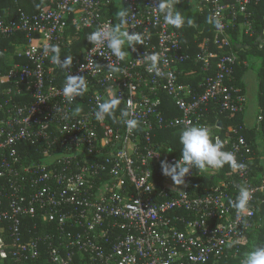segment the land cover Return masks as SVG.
Here are the masks:
<instances>
[{
    "label": "built area",
    "instance_id": "built-area-1",
    "mask_svg": "<svg viewBox=\"0 0 264 264\" xmlns=\"http://www.w3.org/2000/svg\"><path fill=\"white\" fill-rule=\"evenodd\" d=\"M194 1L215 27L213 39L194 57L205 74L200 94L177 80V65L191 57L182 52V33L155 11L159 0H59L35 14L21 5L3 13L0 0V39L24 34L13 44H21L16 60L0 72L1 94L9 96L0 101L1 264H225L239 256L257 225L264 175L257 185L250 178L255 148L244 131L251 128H225L220 119L212 126L207 115L212 105L216 116L229 119L244 111L240 90L231 82L238 59L230 32L256 35L251 8L264 0ZM121 10L125 29L143 38L123 61L106 45L86 48L65 68L51 62V53L45 55L53 45L69 48L84 30L115 26ZM14 12L17 18L9 19ZM153 53L159 75L143 62ZM108 65L120 71L109 78ZM68 75L83 76L86 84L73 102L62 91ZM17 93L29 96L30 103L12 105ZM110 93L121 103L113 116L97 120V105ZM164 97L180 116L165 117ZM124 109L138 121L135 128L121 118ZM263 122L261 98L258 131ZM191 126L207 127L244 165H229L225 178L205 195L191 192L196 168L181 185L162 174L161 160L174 164L181 155L154 140L158 131ZM234 176L252 194L241 212L230 203L238 194Z\"/></svg>",
    "mask_w": 264,
    "mask_h": 264
},
{
    "label": "trees",
    "instance_id": "trees-1",
    "mask_svg": "<svg viewBox=\"0 0 264 264\" xmlns=\"http://www.w3.org/2000/svg\"><path fill=\"white\" fill-rule=\"evenodd\" d=\"M59 0H20L19 3L14 2L13 0H1L2 12L8 13L10 10H17L20 8V5L23 9L29 14H35L43 7H54L55 4ZM119 2V0H116ZM253 12V21L255 25L256 35L250 37L248 35H240L236 30H231L230 35L234 42L233 52L236 54L238 59V64L235 68L234 79L231 81L233 85L239 87V83L241 82L242 77L246 74V72L251 68L250 64L245 65L244 61L246 60V55L249 52L254 54H258L262 57V62L260 68L258 69V79L259 85L261 86V95L264 89V3H260L259 5H255L251 8ZM200 19H202V23L198 25H189L187 22L181 29H177L183 35V51L184 53L190 55V59L185 63H179L177 65V73H178V82L186 85H190L194 91L198 94L204 91L203 83L205 74L201 71V65H196L194 61L195 54H197L206 44L207 39H213L214 37V24L210 18V15L207 11H202ZM185 16V15H184ZM187 19H190L188 16ZM15 12L11 13V17L9 19H16ZM206 34L202 36L199 35V30L206 29ZM93 29H87L79 33V38L73 41V44L67 48L59 51V55L61 60H63L66 56L70 57H80L83 51L93 46L88 40L87 36L91 32H94ZM208 36L206 37L205 35ZM24 34L20 33L14 38L9 39H0V72L5 73L8 69L6 67V59L5 54L2 52L5 48L8 50H12L14 48L13 44H15V40L23 41ZM191 45L193 47H191ZM241 45V46H240ZM18 61L23 62V59H17ZM9 63V62H8ZM250 63V62H249ZM9 96H3L0 91V101L8 99ZM165 104L163 105V112L165 117H174L180 116V113L175 110L172 103L169 99L165 98ZM262 99H264L262 95ZM12 105L16 103L19 104H29L30 97L29 96H21L19 93L16 94L15 99L11 101ZM216 106H210L209 112L207 115V121L210 125L214 126L216 120H221V124L226 128L227 125L233 124L235 126L243 125L244 121L242 120V113L237 114L232 118H226L224 114L216 116L214 114V109ZM256 125V124H255ZM182 129H172L165 132H157L154 140L162 149L166 147L172 148V154L181 155V145L179 143V133ZM247 139L254 144L255 148V156L253 162L250 164V178L254 184H259L262 176L264 175V157H262L261 151L264 149V122L261 125V129L258 131L255 126L251 127V129L244 131ZM25 149L33 150L30 146H26ZM230 170L229 165H225L221 172H217L216 175L206 176L202 173L201 170L196 169V177L192 181L191 192L194 196L196 195H205L207 188H210L216 185L220 180L224 179V175L226 172ZM234 183L240 185H245L244 181L240 180L237 176L231 178ZM264 198V197H263ZM261 196L258 197L257 201V216L255 218L256 227L250 230L247 233V238L245 243L241 246L239 250V256L236 258H231L226 261L225 264H230L232 262H236L240 264V259L243 254L247 251L252 250L256 246H264V203L261 204L260 200H262ZM1 264V262H0Z\"/></svg>",
    "mask_w": 264,
    "mask_h": 264
},
{
    "label": "clouds",
    "instance_id": "clouds-1",
    "mask_svg": "<svg viewBox=\"0 0 264 264\" xmlns=\"http://www.w3.org/2000/svg\"><path fill=\"white\" fill-rule=\"evenodd\" d=\"M178 0H159L155 11L163 16L164 23L176 29H181L185 23L191 25L193 21L187 19L181 11L177 10L176 4ZM126 11H117L116 19L119 21L115 26L111 23L102 27H98L94 32L87 36V40L96 47H106L111 54L118 60L123 61L129 54L128 49L135 51V46L143 44L142 35L139 33L129 34L125 29ZM218 26V25H217ZM127 47V51H125ZM59 48L55 45L45 49V55L51 53V62L65 68L71 65L72 57L66 56L61 60ZM143 62L147 65L149 72H156L159 75L158 54H148L143 58ZM109 78L120 69L108 65ZM169 76L172 74L169 73ZM86 90L85 79L83 76L68 75L63 86V95L69 102H73L76 97L82 96ZM121 103L120 99L114 94H109V98L97 105L95 117L97 120L105 117H110L115 114L117 106ZM120 116L129 129L135 128L138 121L134 118H129L132 113L127 110H121ZM179 143L181 147V157L174 164L167 160H161L160 167L162 174L170 177L176 185L184 183V178L190 173L192 168L205 171L208 169H220L225 164L232 168L244 167L236 163L233 153L223 150V143L219 138H213L210 130L205 126H191L184 128L179 133ZM251 191L246 185L238 187V194L235 200L230 203L237 212L247 209L251 200ZM240 264H264V246H256L252 250L243 254L240 259Z\"/></svg>",
    "mask_w": 264,
    "mask_h": 264
},
{
    "label": "crops",
    "instance_id": "crops-1",
    "mask_svg": "<svg viewBox=\"0 0 264 264\" xmlns=\"http://www.w3.org/2000/svg\"><path fill=\"white\" fill-rule=\"evenodd\" d=\"M177 10L181 11L183 15L188 16L193 23L191 25H200L202 22V19L200 17L202 16L201 8L198 4V2L194 0H178V3L176 4ZM206 29L199 30V35L202 36L203 34H206ZM208 32V31H207ZM206 37L208 36L205 35ZM22 43V42H21ZM21 44H19L16 48L14 47L12 50H8V52H5L8 48H5L2 52L5 54L6 63H12L16 60L14 59V55L16 52L19 51V47ZM241 46V45H240ZM191 47H193L191 45ZM245 65H249L250 63L246 60L244 61ZM251 69V68H250ZM248 70L246 74L242 77L241 82L239 83V90H240V98L244 104V111L242 112V120L244 121V125L248 127L255 126L256 123H254V119L256 121V116L258 113L259 105L261 104V86L259 85V79L257 76V80L253 78L254 75L250 73L251 70ZM258 74V73H257ZM251 92H253V100L251 101ZM248 121H251V124L248 123Z\"/></svg>",
    "mask_w": 264,
    "mask_h": 264
},
{
    "label": "rangeland",
    "instance_id": "rangeland-1",
    "mask_svg": "<svg viewBox=\"0 0 264 264\" xmlns=\"http://www.w3.org/2000/svg\"><path fill=\"white\" fill-rule=\"evenodd\" d=\"M246 58L247 60L250 62V66H251V71L250 73L253 76V78H255V80H257V76H258V69L260 68V65H261V62H262V57L258 54H254L252 52H249L247 55H246ZM253 92H251V101L254 99L253 98ZM249 124H251V121H248ZM254 123H256L255 119H254ZM261 154H262V157H264V149H262L261 151ZM202 173L206 176H213V175H216L217 174V170L216 169H208V170H205V171H202Z\"/></svg>",
    "mask_w": 264,
    "mask_h": 264
}]
</instances>
